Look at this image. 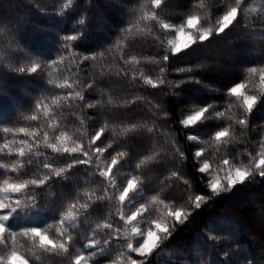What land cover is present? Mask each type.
Returning <instances> with one entry per match:
<instances>
[{
  "label": "trees",
  "instance_id": "1",
  "mask_svg": "<svg viewBox=\"0 0 264 264\" xmlns=\"http://www.w3.org/2000/svg\"><path fill=\"white\" fill-rule=\"evenodd\" d=\"M63 2L65 0H0V111L7 118L4 124H0V143L5 139L4 126L36 128L40 152L44 153L33 157L29 176L21 178H30L31 172L37 175L47 173L43 169L45 159L58 164L71 159L59 157L43 147L44 132L52 134L49 124H59L61 131H66L85 146L90 136L104 127V134L96 142V146L106 148L100 157L111 158L117 151L125 152L120 165L141 177L153 196L176 207L191 209L195 195H211L204 174L198 171L199 161L194 153L203 150L206 155L212 151L215 131L230 124L229 141L232 142L256 144L264 137V103L259 102L257 113L250 118L248 129H245L231 124L229 105L232 97L226 95L227 88L233 83L244 81L247 67L264 62V55H261L264 53V0L258 12L248 17V31L243 30L245 21L241 19L238 29L213 35L203 44L171 56L167 64L163 55L168 48V36L158 27L153 35L144 24H136L144 0H73L74 7L69 13L57 16L54 5L62 6ZM196 2L167 0L161 15L179 24L186 15L194 13L203 20V27H210L208 11L215 0H201V8L193 7ZM251 2L247 0L244 7ZM225 3L234 6L235 0H225ZM80 18L86 19L83 29L86 37L78 41L80 48L76 51L78 54H97L95 60L83 62L77 70L71 51H67L64 54L69 58L55 70L44 68L31 75L12 71L20 65L30 66L31 62L43 63L57 57L60 38L66 34L75 35L73 30H79L77 20ZM130 25V31H122ZM161 39L163 45L159 43ZM18 47L24 49V54L18 51ZM125 59L129 63L125 64ZM161 68H166V72L161 73ZM189 68L193 71H178ZM49 72H52L54 82L63 83L67 77V82L73 84L75 90L84 91L85 102L77 101L69 107L62 100L63 106L53 111L52 97L64 95L69 90L50 85ZM147 79L156 86L147 84ZM93 81L94 88L86 89L85 86ZM248 88L250 91L255 89L259 95L258 77L251 79ZM38 100L50 106V118L45 117L41 109L39 121L26 120V116L34 114ZM97 101L100 103L95 108H87V103ZM209 104L214 105L212 114L225 112V117L195 127L186 128L181 124L184 116ZM132 125H136V129L126 132ZM149 128L153 131L149 132ZM189 135H195L197 140H189ZM12 138L8 134L7 139ZM16 139L29 138L18 134ZM110 142L112 147L108 148ZM177 146L184 154L183 159ZM232 150L231 146L217 147L214 154H230ZM146 156H155V162L137 169V163ZM16 159L15 155H0L2 163L11 164ZM96 165L94 155L91 168L81 165L72 169L70 180H55L35 189L41 207L46 211L33 215L30 221H17V225L30 222L46 228L53 224L48 231L55 237L58 226L55 221L77 194L81 195V203L88 195L96 201L89 214L81 218L78 231L83 239L78 241V246L87 242L96 223L117 222L116 201L97 200V195H103L107 185L96 173ZM5 171L0 168V182ZM173 171L179 172L178 177L171 176ZM7 175L15 177L11 172ZM119 223L122 225L123 222ZM206 224L217 225V231L227 237L223 248L238 264H241L240 254L251 264H264V178L254 175L230 192L214 198L202 209L193 211L186 223L176 225L172 239L161 245L149 264H187L184 258L188 256L196 264H208L214 257L212 249L205 248L201 242V234H206ZM103 238V231L96 236V239ZM17 241V247L23 245L22 252L32 248L29 240L18 237ZM216 251L223 255L219 246ZM119 252L120 249L113 244L111 254L99 258L100 263L119 259ZM161 252L164 255H160ZM34 253L29 256L30 264H71L69 258L44 254L38 248Z\"/></svg>",
  "mask_w": 264,
  "mask_h": 264
},
{
  "label": "snow or ice",
  "instance_id": "2",
  "mask_svg": "<svg viewBox=\"0 0 264 264\" xmlns=\"http://www.w3.org/2000/svg\"><path fill=\"white\" fill-rule=\"evenodd\" d=\"M246 2L247 0H235V5L233 6L226 4L225 0H215L209 6L208 11L210 27L205 28L203 27L201 17L194 13L186 15L179 24L163 17L161 12L167 6V0H144V3L140 5L141 11L137 16L136 24H144L148 32L153 35H155L154 29L158 27L169 37L167 39L168 48L163 55V61L167 64L170 63L171 56H176L197 45L203 44L213 35L219 36L225 34L227 31L238 29L241 19L245 21L243 30L248 31L247 21L250 13L244 7ZM73 7V0H65L62 6L57 7L54 5V8H56L55 14L57 16L67 15ZM193 7H203L201 0H197ZM77 25L80 27L78 31L76 29L73 30L76 31L75 35L66 34L60 38V54L57 57L50 58L43 63L31 62L30 66L20 65L14 67L12 71L22 75H31L36 74L38 70L44 68L55 70L69 58L64 54L67 51H71V58L77 70L80 69L83 62L95 60L97 54L77 53L76 50L80 48L78 41L86 37V33L83 30L84 26H86V19L80 18L77 20ZM131 27L130 25L122 31H130ZM159 43L163 45L164 40L161 39ZM18 51L24 54L23 48L18 47ZM99 55L102 56L103 53ZM261 55H264V53ZM124 63H129V60L125 59ZM198 67H203V65H198ZM160 71L164 73L166 72V68H161ZM178 71L191 72L193 69H179ZM244 71V81L233 83L232 86L227 88L226 95L242 100L240 107H242L244 115L238 118L236 123L247 128L248 117L253 113L258 102L264 103V62L257 63L256 66L247 67ZM51 75L52 72H49L50 78L48 83L50 85L56 89L69 90L64 95L57 94L52 97L51 106H53V111L55 108L63 106L61 104L62 100L69 107L77 101L81 103L85 102V92L75 90L74 85L67 82V77L63 83H56L51 79ZM255 77L259 79V95L248 94L250 91L248 84ZM192 79L195 78L193 77ZM145 82L151 84L153 87L156 86L151 79H147ZM160 82L163 83L164 81L161 80ZM195 82L200 83L199 80ZM180 83H183V81ZM94 84L95 82L93 81L85 87L86 89H93ZM177 86L179 85L177 84ZM0 96H2V93H0ZM99 103V101L87 103L86 106L91 109L95 108ZM49 107L43 100H38L35 105L34 114L26 116L25 119L34 122L39 121L41 109H43L44 116L50 118ZM213 107L214 105L211 104L200 106L192 111L191 114L184 116L180 122L184 127L188 128L203 125L211 119H223L225 112H215L212 114L211 110ZM229 108H231V105H229ZM6 119L3 112L0 111V124H4ZM81 123H84L83 119H81ZM48 127L52 129V134L50 135L47 131L44 132L43 147L50 149L53 154L59 157L68 156L71 159L63 164L50 163L48 159H45L43 169L47 170V173L37 175L35 172H31V177L27 179H22L21 177L29 176L33 157L44 155V153L40 152L39 131L36 128L29 129L26 127L4 126L2 128L5 139L0 143V155H15L17 159L13 160L11 164L0 162V168L6 170L5 176L2 182H0V264H30L29 256L34 255V249L37 248L44 254L50 253L69 258L71 264H100L99 258L110 255L113 250V244L116 245V248L120 249V252L119 259L113 260L111 264H122L124 257H127L126 264H149L150 258L157 254L161 245L165 241L172 239L176 231V225L186 223L188 218L193 214V211L202 209L214 198L230 192L238 184L244 183L254 175L264 178V137H262L259 142V150L254 154L249 153L250 160L248 165L239 166L234 165L227 158L223 160V165L227 168V171H224L223 179L213 178L207 184L211 195H195L191 209L175 208V210H169L166 216L161 214L160 218L149 220L152 208L144 191V181L134 175H125L126 183L121 185L117 182L115 169L121 163V159L126 156V153L117 151L115 155L111 156L110 163H104L103 166L99 164V157L106 151V148L96 146V142L104 134V127L95 131L90 136L87 146L82 142H77L66 131H61L59 124H49ZM136 127V125H132L126 132L133 131ZM148 131L152 132L153 129L149 128ZM57 132H59L58 135L55 134ZM230 132L231 125L215 131L212 139L218 142V148L227 145L230 139ZM8 134H11L13 138L7 139ZM18 134H23V136L29 139H16ZM188 139L196 141L197 137L189 135ZM107 147L111 148L112 142ZM177 152L183 159L184 154L178 146ZM203 154V150L195 151L194 155L197 161L201 159ZM94 155L97 158L95 171L103 178V181L107 185L104 194L97 195V200L107 198L108 200L117 201V211L115 213L118 217L117 222L105 220L103 223H96L90 231L87 242L78 246V241L83 239L78 231L81 218L89 214L90 209L96 201L92 200L91 195H88L81 203V195L77 194L73 201L66 205L64 210L59 214V218L55 221V224L58 225L55 237L50 236L48 231V229L53 227V224H48L46 228L30 222L17 225V221H30L33 215L46 211V209L41 207L38 193L35 189L43 188L55 180H70L72 169L78 168L81 165L91 168ZM155 160V156H146L137 163L136 168L140 169L149 162H155ZM198 171L211 174L210 163L208 161L203 162ZM220 171H223V169H218L217 175ZM8 172L14 173L15 177H9L7 175ZM178 175V171L171 173L172 177H178ZM157 199L158 196L154 195L151 197V202ZM159 202L163 204L164 200L160 199ZM165 206L167 207V205ZM120 221L123 222L122 225L119 223ZM217 227L215 224H206V234H201L203 246L205 248L210 247L214 257L208 264H238L237 260L232 259L231 254L224 250L223 245L227 237L222 236L217 231ZM102 231L105 238L96 239L97 234ZM18 237L30 241L32 248L28 252L20 250L23 245L17 247ZM218 246L223 253L222 256L216 251ZM133 253L139 259L134 258ZM160 255H164V253L161 252ZM184 259L187 261V264H196V261L191 256ZM240 259L241 264H244L246 258L242 254H240ZM246 264H251V261H246Z\"/></svg>",
  "mask_w": 264,
  "mask_h": 264
},
{
  "label": "rangeland",
  "instance_id": "3",
  "mask_svg": "<svg viewBox=\"0 0 264 264\" xmlns=\"http://www.w3.org/2000/svg\"><path fill=\"white\" fill-rule=\"evenodd\" d=\"M262 1L263 0H252V2L247 5L246 9L250 13L249 17L254 15L256 12H258V10L260 9ZM172 35H174V34H172ZM248 94L256 95V90L253 89L252 91H249ZM241 104H242V100H238L234 97H232L230 100L231 108L229 111H230V117L232 118L231 124L233 126L237 125L238 127H243V126L239 125L238 123H236V120L244 115L243 109H242V107H240ZM258 107H259V102H258L257 106L255 107L253 113L248 117V121L250 120L251 117L254 116V114L257 113ZM245 129H248V127ZM213 142L214 143H213L212 151L206 155H203V157H201V159L199 160V167H201L203 162H205V161H208L211 165V174L203 173L205 176V179H206V184H208V182L213 178L223 179L224 171H227L226 166L223 165V160L225 158L232 161L234 165L246 166V165H248L249 160H250L249 153L254 154L256 151L259 150V143L255 144L253 142L251 143L248 141H245V142L229 141L227 143V145L224 147H227V146L230 147L231 146L233 148L232 152L230 154H226L225 152H221L220 155H215L214 153L217 149L218 142H216V141H213ZM110 161H111V158L99 157V164L101 166H103L104 163H110ZM218 169H223V171H220L219 174L217 175ZM115 175H116V179H117L118 184H121V185L126 183L125 175H130V176L134 175V176H137L139 179L143 180L137 174H135L131 170H128L127 168L121 166L120 164L117 165V167L115 169ZM144 191H145L147 198L150 201V207L152 208V211L149 214V220H151L153 218H160L161 214L166 216L167 212L169 210H175V208H180V207H176L173 204H169L166 202L161 204L159 202L160 199H157L156 201L151 202V197L153 195L148 190V188L146 186V182H144ZM116 204H117V201H116ZM165 205H167V207ZM124 210L126 211V209H124ZM132 255L134 258L139 259V257H136L135 253H133ZM126 260H127V257L125 259H123L122 264H126ZM100 264H111V262L100 263Z\"/></svg>",
  "mask_w": 264,
  "mask_h": 264
}]
</instances>
